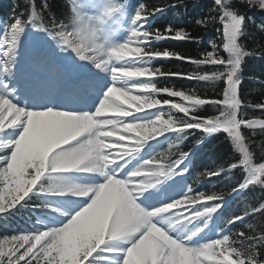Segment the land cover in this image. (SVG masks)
Returning <instances> with one entry per match:
<instances>
[{"label":"snow or ice","instance_id":"1","mask_svg":"<svg viewBox=\"0 0 264 264\" xmlns=\"http://www.w3.org/2000/svg\"><path fill=\"white\" fill-rule=\"evenodd\" d=\"M247 2V0H246ZM216 3V0H215ZM225 0H220V3L217 4L221 9V16L219 18V23L222 25V46L223 51H226L228 56L229 52L227 51L229 44L227 39V30L226 26L230 23V17L234 14L226 10L223 6L226 4ZM256 5L262 11H264V0H258V3L250 4ZM143 9L138 8L140 11L141 19L137 20L132 28L138 32H144L146 35L136 37L133 36L128 43L133 44L134 46H140L144 49L145 55L137 57L132 60H127L120 62L119 64H112L109 67V72L111 74V67H117L121 69H139V65L148 59L151 56H162L164 58H177L181 60L190 59L187 57H179L174 53H169L167 51L163 53H152L146 47L145 44L151 40H161V39H191L190 34H185L182 31H176L175 33L172 30L166 29L163 33L158 30L149 32L145 29V22L147 21L150 15H154L160 9H151L149 10L145 5ZM136 13V12H135ZM236 16V15H235ZM217 18H212L216 20ZM31 22V18L29 20ZM207 22H201L198 25H205ZM242 24L240 25L241 29ZM40 30H44L43 27ZM53 30L55 38H57L62 45L74 52L79 59L91 62L96 65L98 62L95 54L85 51L83 48L77 47V40L75 35H70L73 32L72 26H66L64 24L53 25ZM23 31L22 22L17 18L9 27L6 33L3 34V39H0V49L4 50L5 55L15 49L19 35ZM143 41L142 44L139 42ZM212 51H209L205 54H202V57L199 60L191 59V63L196 64L198 67L201 65H213V66H222L224 69L223 72L213 70L208 74L194 73L192 75H187V79H195L198 81H207L210 83L218 82L223 80L226 84V87L222 90L223 99L222 100H207L201 99L197 96L195 91L191 93H185L183 91H173L167 88L157 89L154 86H132L129 87L128 80L132 78H148L151 79L154 76L162 75L159 69L153 72L148 68L143 75L133 76L127 80V86L123 89L127 96H140V97H150L151 99L158 100L153 95L154 93L163 92L170 97H179V94H184L185 96H195L199 100L207 101L205 104H211L216 108L218 115L212 117L201 118L197 115L196 110L191 109L190 103L188 106H184L178 103H171L170 109H173L171 105H180L181 107L188 109L187 114L182 111H176L183 113L186 119H176L175 131H164L162 134L151 137L149 140L155 139L158 136H161L168 132L174 133H183L188 130L196 129L202 130L206 133H213L218 130H222L227 133L233 142V134L231 133V125L227 122L221 123L223 117L221 115L224 112L227 104L228 98V70L231 68L229 63L230 56L228 60H224L219 56L217 45H211ZM209 54L211 57L217 61H222V63H209ZM91 57V58H90ZM100 69V68H97ZM101 70V69H100ZM174 76H181V73L169 74ZM208 76H217L219 77L218 81H213L211 79L205 80L203 77ZM114 88L121 87L119 80L113 79ZM109 89V88H108ZM107 89V92H108ZM133 89L136 93L134 94ZM238 85L236 86L235 94L238 98ZM182 99V98H181ZM185 101L184 99H182ZM161 104L168 105V100H158ZM167 102V103H165ZM239 106L235 112V121L239 123L240 133L242 128H248L255 130L258 128L247 127L250 121H264V120H254V119H241L240 113L238 111L240 107V101L238 99ZM119 105L120 111L127 113V115H120L116 112L108 111L107 109L111 106ZM204 105V104H203ZM159 106V105H158ZM202 106V105H201ZM139 107V104L134 100H123L116 98L112 93H108V96L104 97L103 101L100 103L99 108L96 109L94 114H84V115H63L65 112L58 111H42V112H31L24 111L19 107H16L13 103L10 102L8 98L0 97V133H4L8 129L14 127L20 129V134L18 138L14 141H9L6 143H0V195L3 196L4 206L3 210H0V213L9 211L18 205L21 201L25 199L33 191V189L38 185V182L41 179L49 174L56 173H68L73 172L63 171V172H53L51 166L48 162L54 161L57 154L66 153L70 155H83L89 145V143L94 141H99L103 145L108 147L103 153L104 157H107L108 160H115L116 163L119 161L126 160L127 157L131 156L134 152L139 151L140 146L136 143V138L133 135L126 136L125 133H129L124 129L126 124H138V123H147L145 122H127L125 119L135 113L143 112L145 109L150 108H141L140 111L136 109ZM258 109L264 111V104L256 106ZM157 108V107H155ZM171 114V111L168 112V115ZM162 118L165 115H160ZM154 120V119H153ZM215 123V127L213 124ZM75 125L76 130H70V126ZM148 140V141H149ZM121 141H126L127 143H121ZM176 145H169V148L166 152L161 153L158 157L149 160L148 164H144L142 170L134 171L136 174L129 177L127 183L130 187L139 184L145 179L146 176L151 175L153 178V187L156 184L160 183L161 178H166L171 176L176 168L182 163V158L186 156L185 153H180V159L172 161V157L176 155L174 149ZM237 147L238 146H234ZM47 153V162L46 170L38 176L37 170L34 167L36 161L34 157L41 153ZM114 163V164H116ZM114 164L107 165L105 169L109 168ZM236 167V166H235ZM220 174L219 171H205L201 175L203 177H211L214 175ZM109 178V177H108ZM107 178L106 183H113L115 181H121L111 177V180ZM255 183V182H252ZM33 184L35 185L33 187ZM152 187V188H153ZM151 189V188H150ZM92 191L87 189V191L81 192L76 195H88ZM99 193V195L97 194ZM104 189L98 188L94 192V198L91 199V205L87 209L83 208V211L79 212V215H74L71 218V223H67L63 228L53 231H37L34 234H21L15 235L6 238H0V264H56L58 254L50 251L53 249L54 245L57 243L59 235L66 234L68 236L69 247H71V241L74 233L86 223L89 214L95 213L97 215H102L104 213L103 208V197ZM139 193H137V196ZM211 197L210 200H205V198ZM218 200L221 197L205 196L204 194L200 195H188L183 199L177 200L175 202L169 203V208H158L159 213L153 214L152 220L139 231L131 235L129 241V246L126 248L124 253V258L122 264H125L128 256L130 255L129 249H132L133 252H139L144 255H151L152 249L150 248V243L153 240V231L154 228H161L157 226V218L163 215H172L177 217V221L180 222L181 218L183 219H195L200 216H206L216 211V208L211 207L203 211H197L193 214L186 215L189 213V210L195 208L198 204H204L207 201ZM89 205V204H88ZM183 209V210H181ZM259 210H264V206H260ZM151 211L150 213H152ZM236 222L234 218L230 223ZM170 228L172 226H169ZM201 229L197 230L200 231ZM165 234L166 232L163 231ZM42 233H47V235H42ZM167 235V234H166ZM193 236L196 235V232L192 233ZM168 236V235H167ZM169 237V236H168ZM235 237L237 239H232L228 236L223 237L222 239H217L212 243H209L199 249L198 251H193L190 248L182 246L181 243L175 241L176 246L179 250L186 251L191 256L196 258L200 264H228L229 260L233 264H240L242 261L243 264H256L254 258L257 256L255 251V246L247 249L238 250L233 245L239 243L241 239H251L250 237H245L243 233H236ZM264 238H259L260 241ZM110 240L105 236L104 242L95 245L94 250L86 251L81 253L78 256L79 264H92V258L94 254L98 251H103L102 246L106 245ZM219 242V243H216ZM163 247V246H162ZM250 251H254V256L249 255ZM156 255L160 257L158 264H166V262L176 256V253L172 250H157ZM227 257V259H225Z\"/></svg>","mask_w":264,"mask_h":264},{"label":"clouds","instance_id":"2","mask_svg":"<svg viewBox=\"0 0 264 264\" xmlns=\"http://www.w3.org/2000/svg\"><path fill=\"white\" fill-rule=\"evenodd\" d=\"M225 2H227V0H225ZM241 2H246V0H241ZM216 3L219 4L220 0H216ZM247 3L249 5L258 3V0H247ZM67 4L69 6V24L73 28V32L70 33V35H75L77 47L95 54L98 61L95 65L96 68H100L102 71H108L112 64H119L126 57H132L135 59L145 55L142 47L138 45L133 46V44L128 43L133 36L140 37L146 35V33L135 31V29L132 28V25H134L137 20L141 19L139 10L136 11L130 20L129 36L125 42L114 45L112 43L103 42L101 38L97 22L101 20L111 21L117 17H125L126 0H79V2L78 0H67ZM86 5H92L94 10L82 11ZM97 5L99 7H97ZM143 7V4L139 6L140 9H143ZM199 23L200 21L198 20L197 24ZM242 23L243 17H237L234 15L230 17V23L226 26L229 44L227 51L230 56L229 63L231 68L228 70V81H226L229 85L228 98L226 101L227 106L224 112L221 113L223 117L221 123L227 122L231 125V133L233 134L232 143L234 146H238V148L234 147L235 150L242 154L243 159L241 163L245 166L248 173L249 183L260 182L261 187H264V163L253 165L252 153L249 151V146L246 143L245 137L240 133L239 123L235 121V112L239 106L238 98L235 94L236 86L239 84L237 74L240 71L242 58L247 54L242 51L241 46L237 43L240 34V25ZM139 43L142 44L143 41H140ZM208 62L222 63V61L213 59L211 54H209ZM146 71V69L142 68L121 69L111 67V77L114 80H119L121 87H109L105 96L107 97L108 93H112L118 99L134 100L139 104V107L136 109L137 111H140L141 108L153 109L157 107L160 105L158 100L151 99L147 96L129 97L123 90L127 86V80L129 78L143 75ZM202 79L218 81L219 77L205 76ZM216 83L217 82L211 84L215 85ZM179 95L186 102L190 103L192 110H196L199 106L207 103V101L199 100L194 95ZM171 107L187 114L188 109H185L180 105L173 104ZM107 110L116 112L120 115H127V113L120 111L119 105L111 106ZM63 115L76 116L77 114L63 113ZM176 122L177 121L172 114H169L167 119L162 118V116H157L154 120L147 123H138L134 125L126 124L124 125V129L136 138L138 146H142L151 137L162 134L164 131H175ZM215 126L214 123L213 127ZM76 127L77 126L72 125L70 126V130L74 131L76 130ZM247 127L264 130V121H250ZM107 147V145H103L99 141H94L89 143L83 155L60 153L57 154L54 161L48 162V164L51 166L53 172L69 170L86 172L97 171L103 175V169L107 165L116 163L115 160H108L107 157L103 156ZM34 160L36 161L34 167L39 176L46 170L47 153L41 152L37 154L34 157ZM148 163L149 161H144V164ZM235 166L236 165H232V167ZM135 174V172H132L130 173V176ZM49 179H53V177H49ZM108 179L111 180V177ZM34 186L35 185L33 184V187ZM152 187L153 178L151 175L146 176L143 181L132 187L124 181L102 184L100 188L104 189L105 193L103 197L104 213L102 215H97L95 213L89 214L86 223L82 224V226L74 233L71 247H69L68 236L66 234L58 236L56 245L50 250L58 254L56 264H79L77 259L78 256L83 252L94 250L95 245L104 242L105 236H107L110 241H119L129 238L141 228L145 227L152 220L153 214L159 213V209L153 210L152 213L146 212L135 203V200L137 198V193L142 194ZM42 191L56 195H65L68 193L76 195L87 191V189L78 186L65 187L57 182L47 189H42ZM97 194L99 195V193ZM210 199L211 197L205 198V200ZM90 205L91 202L85 207V209L90 207ZM3 206L4 199L3 196L0 195V210H3ZM260 206H264V203ZM169 207L170 205L167 204L162 208L166 209ZM76 215L78 216L79 212ZM73 219H75V216ZM161 221L167 223L168 226H173V217H167L166 219L161 217ZM69 223H71V221ZM176 223L180 222L176 221ZM42 235H47V233H42ZM152 235L153 240L150 243V248L152 249L151 255L146 256L129 249L130 255L125 261V264H158L160 257L156 255L157 250H172L176 253V256L168 260L166 264H200V262L189 253L179 250L175 241L171 240L161 228H154ZM260 243L264 244V239H262ZM249 255L254 256V251H250ZM225 259H227V257H225ZM228 264H233V262L229 260ZM240 264H243V262L241 261Z\"/></svg>","mask_w":264,"mask_h":264},{"label":"trees","instance_id":"3","mask_svg":"<svg viewBox=\"0 0 264 264\" xmlns=\"http://www.w3.org/2000/svg\"><path fill=\"white\" fill-rule=\"evenodd\" d=\"M172 3L177 6L175 18H177V31H182L185 34H190L191 39H172V44L167 49L169 53H174L179 57H187L190 59L181 60L177 58H164L156 62L163 77L159 79L158 86L164 89L167 88L173 91H183L186 94L195 91L197 96L201 99L207 100H221V91L223 88V80L218 81L212 85L207 81H198L195 79L185 78L187 75L194 73L208 74L213 70L223 72L222 66L201 65L191 63V59L199 60L202 54L212 51L211 45H217L219 56L222 55V39L220 37L219 18L221 16V9L213 0H143L149 10L160 7H169ZM11 5L15 7L17 13L24 17L26 22L30 18L36 23L48 25L51 23L66 22L68 10L64 0H11ZM225 6L230 7L237 15L244 17L240 35L246 39L245 44H241L244 55L243 62L240 67L241 87L238 94H240L241 107L240 115L244 119L262 118L264 111L258 109L256 106L264 104V11L260 10L256 5H249L247 2L241 0H227ZM56 14L57 16H55ZM212 18H217L212 20ZM262 19V21H260ZM207 22L205 25H198L197 21ZM210 22V23H209ZM218 22V23H217ZM161 33L164 29H157ZM176 31H173L175 33ZM157 53L156 51H151ZM163 53V50L161 51ZM158 58H162L159 56ZM162 62V63H161ZM181 73V76H174L169 74ZM250 77V78H249ZM253 78H257L260 82H251ZM161 88V89H162ZM201 91L202 94H198ZM202 95V96H201ZM166 97V96H165ZM170 98V97H167ZM174 99V98H170ZM172 111V109H169ZM217 113L216 108L211 104H204L199 106L195 115L205 118ZM183 119V118H179ZM245 138L248 140L249 149H251L254 160L259 161L264 159V130L256 129L255 134L253 130L245 133ZM193 138L188 139V144H191ZM219 142L213 155V160L219 165L227 162L229 154H225L226 144L217 136ZM218 168H222L219 166ZM247 191L252 192V189ZM256 197L263 195L264 187L261 190H256ZM253 198V197H252ZM259 200L252 201L248 199L249 203L256 205ZM261 202V201H260ZM263 203V202H262ZM235 227V222L233 223ZM238 230L230 238L237 239L236 233H243L245 237L251 239H241L239 243L233 246L238 250L247 249L255 246L257 256L254 258L256 264H264V244L259 243V238H264V212L255 213L251 218L240 219L236 223ZM235 227V228H236ZM241 231H240V230ZM35 264V262H34Z\"/></svg>","mask_w":264,"mask_h":264},{"label":"bare ground","instance_id":"4","mask_svg":"<svg viewBox=\"0 0 264 264\" xmlns=\"http://www.w3.org/2000/svg\"><path fill=\"white\" fill-rule=\"evenodd\" d=\"M245 41L246 39H244V37H240V39L237 41L238 45L241 46V44H245ZM242 47V46H241ZM72 67L73 69H77V67L73 66L72 64ZM77 72V71H76ZM89 78V77H88ZM250 78V77H249ZM90 83H89V89L88 88H83V86H80L84 93V96L90 101V103L93 105V106H96L97 105V100H96V95L97 93L99 92V90H101L98 82H93V79L90 78ZM85 82H89V81H85ZM100 82H102V80L100 79ZM137 82L135 83V86H136ZM134 86V85H133ZM198 94H202L201 91H198ZM202 96V95H201ZM64 103H67L66 101H63V102H59V104H64ZM76 106L78 107L79 106V103H76ZM9 132H14L15 130H17L16 127L12 128V129H8ZM8 130H6L4 133H8ZM4 133H0V134H4ZM93 175H96L97 173L95 172H92Z\"/></svg>","mask_w":264,"mask_h":264},{"label":"rangeland","instance_id":"5","mask_svg":"<svg viewBox=\"0 0 264 264\" xmlns=\"http://www.w3.org/2000/svg\"><path fill=\"white\" fill-rule=\"evenodd\" d=\"M78 2H79V0H78ZM88 6L89 5H86L83 9H82V11H88V10H86V8H88ZM55 16H57L56 14H54ZM58 17V16H57ZM125 19V17H121L119 20L120 21H125L124 20ZM103 40V39H102ZM50 43H52V41L50 40L49 41ZM228 59H229V56H228ZM19 134H20V132H19ZM18 134V135H19ZM17 139V138H16ZM13 209V208H12ZM12 209H10L9 211H6V212H4V213H8V212H10V211H12ZM2 213H0V215H1ZM70 222V221H69ZM64 227V226H63ZM47 229H51L50 227H47V226H41L40 227V229H36L35 230V232L34 233H36L37 231H47ZM33 233V234H34ZM22 233H20V235H21ZM24 234H29V233H24ZM127 241H130V239H128ZM118 245V244H117ZM111 257H113L114 258V264H121V263H116V262H119L118 261V259H117V257H116V253L115 254H113V255H111Z\"/></svg>","mask_w":264,"mask_h":264}]
</instances>
